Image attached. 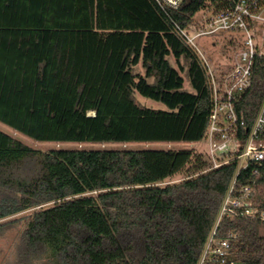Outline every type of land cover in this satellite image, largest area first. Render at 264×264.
Instances as JSON below:
<instances>
[{
	"label": "trees",
	"instance_id": "1",
	"mask_svg": "<svg viewBox=\"0 0 264 264\" xmlns=\"http://www.w3.org/2000/svg\"><path fill=\"white\" fill-rule=\"evenodd\" d=\"M231 5L0 0V122L58 143L203 141L210 78L180 29L191 30L200 12ZM233 34L228 61L243 43ZM137 94L166 109L141 104ZM263 100L258 56L252 85L236 104L247 127ZM210 167L193 149L43 151L0 129V238L21 227L1 264H197L237 166ZM176 175L183 179L167 183ZM244 185L264 210V161L240 172ZM263 227L225 217L218 237L237 230L239 259L264 264Z\"/></svg>",
	"mask_w": 264,
	"mask_h": 264
},
{
	"label": "built area",
	"instance_id": "2",
	"mask_svg": "<svg viewBox=\"0 0 264 264\" xmlns=\"http://www.w3.org/2000/svg\"><path fill=\"white\" fill-rule=\"evenodd\" d=\"M155 1L161 6L178 8L185 0ZM228 1L232 3L230 7L217 13L205 12L201 20L194 21L191 30L180 29L187 43L203 59L210 78L213 106L204 138L208 146L207 157L211 160L209 169L231 163L237 166L197 264H247L239 259L241 235L237 230L225 237H218L225 217L258 219L264 224V210L254 206L252 201L253 187L238 186L242 170L247 169L252 162L264 161V140L261 138L264 132V100L251 127L246 126L244 116H239L236 110L240 97L252 85L256 57L264 56V43L259 44L256 37V29L264 28V0ZM219 33H237L243 38L241 48L235 52L221 76L211 71L196 43L199 37L216 36Z\"/></svg>",
	"mask_w": 264,
	"mask_h": 264
},
{
	"label": "rangeland",
	"instance_id": "3",
	"mask_svg": "<svg viewBox=\"0 0 264 264\" xmlns=\"http://www.w3.org/2000/svg\"><path fill=\"white\" fill-rule=\"evenodd\" d=\"M205 12H200L195 20H201ZM231 37H235L233 33H219L216 36H203L199 37L196 40V43L198 44L202 54L204 55V58L207 60L208 65L211 69V71L214 74H217L218 76H221L220 72L223 71L222 67H226V65H229V61L227 59V56L229 55L230 51L233 47L226 46ZM256 37L259 44L264 43V28L260 27L256 29ZM172 62L175 64L174 59H172ZM138 69L141 70L140 67ZM220 69V70H219ZM184 77L186 78L185 73H183ZM185 88L188 90H191V87L189 85V82L186 78L185 81ZM137 100L148 107L153 108H162L166 109V106L161 103L157 102L155 100L143 97L139 94L136 95ZM0 129L15 138L23 141L25 144L40 149L43 151H48L51 149L56 148H65V149H101V148H107V149H131V150H137V149H193L197 152H201L207 156V150L208 146L207 143L203 140L201 142L197 143H191V142H166V141H154V142H128V143H120V142H109V143H97V142H86V143H78V142H52V141H38L35 139H32L20 132L15 131L10 126L0 122ZM183 179L182 175H176L175 177L171 178L167 183L170 182H178ZM166 184V183H163ZM31 212V211H30ZM28 212L20 213L14 217H22L27 215ZM21 227L13 228L6 236L3 238H0V264L3 262V259L9 256L13 251V245L14 242L20 232Z\"/></svg>",
	"mask_w": 264,
	"mask_h": 264
}]
</instances>
